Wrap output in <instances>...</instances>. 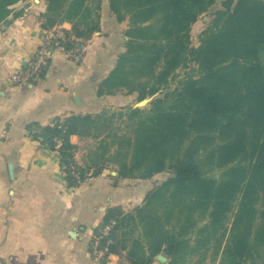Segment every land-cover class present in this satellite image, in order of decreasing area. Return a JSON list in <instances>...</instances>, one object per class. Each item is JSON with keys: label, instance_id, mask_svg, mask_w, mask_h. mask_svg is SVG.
<instances>
[{"label": "trees", "instance_id": "trees-1", "mask_svg": "<svg viewBox=\"0 0 264 264\" xmlns=\"http://www.w3.org/2000/svg\"><path fill=\"white\" fill-rule=\"evenodd\" d=\"M16 1L0 0V19ZM215 2L109 0L118 20L128 17V40L98 95L123 89L142 100L166 88L190 61L196 76L180 79L147 109L128 107L121 131L102 112L26 127L60 163L73 162L69 137L77 135L101 137L105 160L119 177L170 172L141 205L129 212L110 208L99 225L115 222L106 238L109 252L127 250L134 264L159 252L175 259L197 251H220L221 264H264V0H223L193 46L189 28ZM87 3L48 0L45 28L79 20L89 13ZM66 32L82 38L78 30ZM75 169L80 180L89 170ZM65 177L79 184L68 170Z\"/></svg>", "mask_w": 264, "mask_h": 264}, {"label": "crops", "instance_id": "crops-1", "mask_svg": "<svg viewBox=\"0 0 264 264\" xmlns=\"http://www.w3.org/2000/svg\"><path fill=\"white\" fill-rule=\"evenodd\" d=\"M94 1L98 4L79 20L52 26L78 30L85 59L74 63L54 57L43 76L21 86H11L7 76L23 67L39 44L48 0H18L0 19V264H134L127 250L111 253L106 263L94 261L90 241L108 209L129 212L141 205L163 172L145 179L119 177L115 165L104 163L102 140L71 135L74 160L89 171L78 185H69L56 151L33 139L26 128L76 113L94 115L114 102L139 108L135 93L97 94L100 81L125 51L129 21L117 19L109 0ZM220 259V251L175 259L159 252L143 264H221Z\"/></svg>", "mask_w": 264, "mask_h": 264}, {"label": "built area", "instance_id": "built-area-1", "mask_svg": "<svg viewBox=\"0 0 264 264\" xmlns=\"http://www.w3.org/2000/svg\"><path fill=\"white\" fill-rule=\"evenodd\" d=\"M86 45L73 35H69L60 27H50L43 29L40 42L32 52L27 63L20 69H16L8 73L7 82L11 86H21L35 79L44 69L47 61L54 57H62L74 63H80L85 59ZM31 135V134H30ZM56 147L60 145V139H55ZM73 158L75 150L72 151ZM76 162L73 159L71 163H60V169L63 173L68 170L73 177L80 182V175L76 171ZM115 225L113 220L102 225L92 236L90 242V252L94 260L102 261L108 259L111 254L108 249L110 230Z\"/></svg>", "mask_w": 264, "mask_h": 264}, {"label": "rangeland", "instance_id": "rangeland-1", "mask_svg": "<svg viewBox=\"0 0 264 264\" xmlns=\"http://www.w3.org/2000/svg\"><path fill=\"white\" fill-rule=\"evenodd\" d=\"M222 1L223 0H216V2L214 3L213 6H211L209 8V10H207L206 12H204L203 14H201L198 19L190 26L189 28V35H190V41L191 44L193 46H197L199 43V37L201 32L210 24V19L211 16L213 14L214 11L216 10H221L223 9L222 7ZM90 3V4H89ZM89 5V7H95L98 2L96 3L94 0L91 3L90 1H88L87 3ZM100 7V6H99ZM47 21V20H46ZM196 71H197V66L194 64V62H188L187 65L185 67H179L176 69L174 77H172L166 88H162L159 91L153 93L152 95H147L146 97H144L139 103V108L141 109H147L150 107L151 102L156 98V97H161L163 95L164 92L166 91H170L175 89L178 86V81L182 78H184L187 75H191V76H196ZM123 89H117V91L115 90V92L110 93V95H120L123 94ZM119 93V94H118ZM126 93H124L123 95H125ZM128 108V104L126 103H122V102H114L113 104H111L109 107H105L103 108L100 112L98 113H103V116L106 117H110L111 121H112V126L116 129H122L124 123V118L122 117V113H124L125 111H127ZM103 137V136H102ZM94 138V137H91ZM99 138L100 140H102L101 137H96ZM101 151L103 152V150L101 149ZM99 154V153H98ZM104 163H108L105 159H104ZM113 165L112 163H108ZM98 167V166H97ZM103 167V165H101V168ZM95 168L93 169V171H95ZM89 171V170H88ZM170 176V172L169 171H163V173H160L157 179V182H161L163 180H165L167 177ZM100 228V226H98L96 228V231L94 232V234H96L97 230ZM92 240V238H91ZM91 242V241H90ZM91 247V244L89 245ZM92 256V255H91ZM93 258V257H92ZM94 260V259H93ZM107 258L103 259L102 261H97V262H107ZM96 261V260H94Z\"/></svg>", "mask_w": 264, "mask_h": 264}, {"label": "water", "instance_id": "water-1", "mask_svg": "<svg viewBox=\"0 0 264 264\" xmlns=\"http://www.w3.org/2000/svg\"><path fill=\"white\" fill-rule=\"evenodd\" d=\"M10 167V166H9ZM159 260H164V258L162 256H158L157 257Z\"/></svg>", "mask_w": 264, "mask_h": 264}]
</instances>
